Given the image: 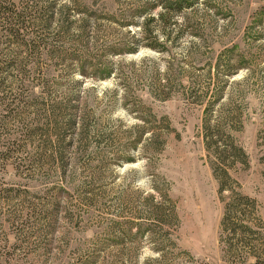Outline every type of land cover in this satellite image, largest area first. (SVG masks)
Wrapping results in <instances>:
<instances>
[{
  "label": "rangeland",
  "instance_id": "rangeland-1",
  "mask_svg": "<svg viewBox=\"0 0 264 264\" xmlns=\"http://www.w3.org/2000/svg\"><path fill=\"white\" fill-rule=\"evenodd\" d=\"M155 1H87L99 50L51 67L53 83L63 76L46 100L78 95L89 125L87 139L72 134L63 173L54 124L42 118L24 143L26 113L10 112L12 85H0V264H256L264 253V0H192L170 36L153 22L165 43L153 49L145 21L162 9L142 3Z\"/></svg>",
  "mask_w": 264,
  "mask_h": 264
},
{
  "label": "trees",
  "instance_id": "trees-1",
  "mask_svg": "<svg viewBox=\"0 0 264 264\" xmlns=\"http://www.w3.org/2000/svg\"><path fill=\"white\" fill-rule=\"evenodd\" d=\"M42 1L45 2V0H0V85L5 80L12 85L8 91L9 104L12 106L16 104L10 112L16 109L15 114L26 113L24 119L26 122L21 133L24 143L29 142L34 135L45 129L39 126L42 118L47 124H54V144L58 151L56 159L63 173L67 164L66 151L72 142V134L78 129L77 135L80 141L89 137V133H85L89 126L88 117L86 113L77 112L78 95L76 94L72 95L75 96L74 98L63 97L54 103L49 99L46 100L47 96L51 98L50 87L54 84L58 85L63 76L54 77L56 82L53 83L50 71L52 66L54 69L59 66L68 68L69 62L85 58V53L91 54L93 50L95 52L99 50V28L95 27L98 14L95 9L88 6L89 0L64 2L47 0V3ZM192 3V0H156L150 6L143 2L144 7L147 5L145 13L156 5L162 9L157 18L149 15L145 21V45L153 49L163 47L165 43L158 41L159 30L155 31L156 26L153 22L156 25L159 22L160 31L170 36L171 15L190 8ZM136 9L139 10L140 7ZM53 59V64L47 63V60ZM219 65L220 63L217 62V70ZM71 81L73 85H81V80L71 78ZM37 86L41 91L46 92L44 98L34 93L33 88ZM72 92L74 94L75 91ZM135 128H140L141 133L147 129L143 126ZM139 138L140 134L137 139ZM208 140L213 143L212 146H217L216 139L210 137ZM216 156L223 160L222 155L216 154ZM234 206L233 201L226 204L222 224H225V217H229L236 209ZM228 228L225 225V229ZM252 254L256 257V264H263L261 261H264V253ZM91 257L96 259L94 255Z\"/></svg>",
  "mask_w": 264,
  "mask_h": 264
}]
</instances>
